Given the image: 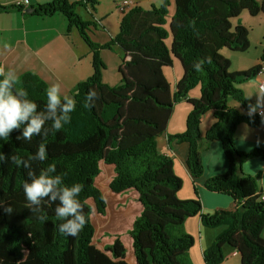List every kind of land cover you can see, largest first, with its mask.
I'll use <instances>...</instances> for the list:
<instances>
[{"label":"trees","instance_id":"16d2710c","mask_svg":"<svg viewBox=\"0 0 264 264\" xmlns=\"http://www.w3.org/2000/svg\"><path fill=\"white\" fill-rule=\"evenodd\" d=\"M174 2L171 18L169 0L150 9L135 4L121 20L118 35L106 44L94 42L89 31L95 24L77 12L80 6L94 11L100 0H53L29 8L41 17L62 14L70 28L78 29L92 51L93 73L70 92L76 100L70 123L47 137L34 136L31 142L16 139L22 128L15 130L7 140L0 139V152L27 160L45 143L48 158L31 162L32 170L38 174L55 164L52 175H62L64 184H83L79 199L88 222L78 235H62L55 203L44 201L39 213L27 208L22 183L28 170L11 161L0 165V200L13 208L10 215L0 209V264H193L189 253L195 238L185 224L195 216L206 227L226 226L204 252L206 264L223 263L226 246L239 252L241 264H264V194L258 176L243 170L246 159L264 156V151L245 153L235 144L239 125L257 128L263 122L257 113L248 115L255 102L239 86L262 72L264 46L260 63L245 71H232V62L224 55L225 50L250 49V29L239 17L244 11L264 14V0ZM15 7L24 9L0 6V12ZM116 45L124 57L121 82L112 87L102 80L106 65L100 53ZM207 58L210 62L203 64V70L195 71L193 63ZM175 59L183 76L172 91L164 69L173 67ZM15 87L25 89L38 110L44 109L49 86L37 74L24 73ZM197 87L200 96L194 98L191 92ZM89 89L99 94L90 109L83 106ZM181 101L192 106L186 130L168 135V142L189 144L191 174L201 177V125L206 114H213L216 121L205 140L222 143L229 167L209 178L205 187L230 196L233 201L226 208L203 213L197 190L193 199L180 198L183 180L175 172L173 158L158 148V138L167 133Z\"/></svg>","mask_w":264,"mask_h":264},{"label":"crops","instance_id":"0c3cea01","mask_svg":"<svg viewBox=\"0 0 264 264\" xmlns=\"http://www.w3.org/2000/svg\"><path fill=\"white\" fill-rule=\"evenodd\" d=\"M53 0H27L24 9L18 7L0 12V64L5 70H14L18 77L26 72H33L44 79L50 86L59 83L62 92L70 95V92L80 82L88 79L93 73L92 51L80 36L77 28L69 27L67 19L62 14H55L51 17H41L31 14L29 9L33 5L46 4ZM71 2L86 0H70ZM107 1V0H105ZM123 0L108 1V8L101 10L102 0L92 13L90 8L80 6L77 12L82 18L95 25L90 27L91 38H97V43L106 44L117 35L115 28L109 25L110 17L116 15V7ZM134 4H139L137 0H131ZM174 2V0H171ZM19 0H0V6H19ZM247 12V11H246ZM245 13V12H243ZM240 16L239 20L250 29L253 26H264V14L251 16L248 12ZM173 14H171L172 16ZM86 16V18H85ZM243 17V18H241ZM235 24L237 20L233 21ZM259 53L251 62V59L243 58L241 53L227 55L232 62L233 71H245L260 63L264 46V29L260 32ZM251 47L252 48V40ZM250 49L245 52L248 53ZM116 50V51H115ZM116 52V62L114 72L109 71V67L104 69L102 80L109 86H117L121 82L119 72L122 64L124 51L119 46L113 49H104L101 53ZM235 61H234V59ZM168 78L171 90L174 91L177 82L183 76V68L178 59L174 60L173 67L164 69ZM264 77V73L259 74L239 87L244 91L246 97L252 96L250 100L256 103L255 94L260 90L259 83ZM191 96H200V87L191 92ZM233 106L239 107L235 102ZM192 106L186 101L179 102L169 121L167 133L158 138V148L161 153L170 156L174 160L176 174L182 178L183 187L179 193L182 199L195 198V190L202 201L203 213H211L216 208L228 207L233 199L225 194L209 191L205 187L206 181L216 175L225 173L228 170L229 162L224 153L220 141L207 143L205 134L215 123V118L210 112L202 120V139L200 146L202 149V162L204 173L201 177L192 176L189 165V144L169 143L168 135L182 133L186 130V120L191 112ZM235 144L239 151L253 153L256 150L264 151V116L260 127L254 128L247 124H241L235 134ZM243 170L247 174L257 175L258 183L264 194V156H255L243 162ZM186 231L194 236L195 244L190 250V260L193 264H206L204 252L214 243L216 238L226 229V226L214 228L206 227L202 224L200 216L189 218L185 224ZM226 259L221 264H241V257L237 250L226 246L224 248Z\"/></svg>","mask_w":264,"mask_h":264},{"label":"clouds","instance_id":"9594fccd","mask_svg":"<svg viewBox=\"0 0 264 264\" xmlns=\"http://www.w3.org/2000/svg\"><path fill=\"white\" fill-rule=\"evenodd\" d=\"M27 3V0H25ZM210 62V58L198 60L193 63L195 71L203 70V64ZM0 139L7 140L10 134L22 128V134L17 136L18 140L31 142L34 136L47 137L49 132H59L65 124L71 122V115L76 108L75 98L62 92L59 83H53L46 89V104L43 110H38L39 105L28 98V92L15 87L19 77L14 70H5L0 67ZM255 105H249L248 115L255 114L258 110L264 116V88L256 94ZM252 96H249L250 100ZM99 99V94L94 89H89L85 96L83 106L92 108ZM51 122L50 127L46 124ZM23 126V127H22ZM48 158L47 146L41 142L37 151L29 157L23 159L18 155H5L0 152V165L9 161L18 167L27 169L28 179L23 181V193L27 201V208L32 213H39L44 201L56 204L55 215L62 221L59 231L62 235L74 237L78 235L88 222L84 211V205L79 196L84 186L81 183H73L71 186L64 184L62 175H52L56 173V165L49 164L37 172L32 170L33 161L44 162ZM58 201V203H56ZM0 209L6 214H12L13 208L0 200ZM44 220V216L38 217Z\"/></svg>","mask_w":264,"mask_h":264},{"label":"rangeland","instance_id":"374dc122","mask_svg":"<svg viewBox=\"0 0 264 264\" xmlns=\"http://www.w3.org/2000/svg\"><path fill=\"white\" fill-rule=\"evenodd\" d=\"M101 1V0H100ZM108 1L111 2V0H102L103 4L101 5V10H105L106 8H108ZM139 1L140 5L144 8V9H150L152 6H157V7H160L165 0H137ZM170 1V6H169V18H171V14H174L175 13V2H172L171 0ZM97 7V6H96ZM78 9V8H77ZM90 11L92 13H94L92 11V9L90 8ZM116 15L110 17V19H107V21H110L109 22V25H112L113 28H115V31L118 35L119 31H120V23H121V20L123 19L125 13L121 10H118L117 7H116ZM129 11V9L127 10V12ZM245 13L243 14H246L247 12L244 11ZM242 15V14H241ZM86 18V16H85ZM240 18V17H239ZM243 18V17H241ZM84 20V19H83ZM238 20V19H237ZM86 21V20H84ZM76 28V27H75ZM262 29H264V26L261 25L260 27L257 25V26H253L251 28V40H252V48L250 49V51L248 53H241L243 55H239V56H243V58H248V59H251L250 62L256 58L258 56V53H259V44H258V41L261 37L260 35V32L262 31ZM90 34V33H89ZM116 35V36H117ZM81 36V35H80ZM91 36V35H90ZM115 36V37H116ZM97 36L96 38H92L94 40V42L97 43ZM114 38V37H113ZM112 38V39H113ZM83 39V38H82ZM111 39V40H112ZM250 40V41H251ZM111 50V49H110ZM103 51V50H102ZM101 51V52H102ZM116 51V50H115ZM113 51V52H108V53H100V56L102 58V61L105 63L106 67L110 68L109 71L110 72H114V63L116 62V52ZM225 54L227 55H230V57L232 56L233 53H239V52H232V51H228V50H225L224 51ZM92 58H93V55H92ZM118 59V58H117ZM234 59V58H233ZM235 61V59H234ZM233 71V70H232ZM104 72V71H103ZM40 77V76H39ZM41 78V77H40ZM44 80V79H43ZM45 81V80H44ZM46 82V81H45ZM47 83V82H46ZM48 85V83H47ZM49 86V85H48ZM70 96V95H69Z\"/></svg>","mask_w":264,"mask_h":264},{"label":"built area","instance_id":"2783aa9c","mask_svg":"<svg viewBox=\"0 0 264 264\" xmlns=\"http://www.w3.org/2000/svg\"><path fill=\"white\" fill-rule=\"evenodd\" d=\"M24 3H25V0H19L18 2V5L19 6H22L24 7ZM135 4L131 1V0H123L120 4H118L117 6V9L118 10H121L123 11L124 13L127 12L128 9H130L131 7H133ZM261 73H264V64H263V69H262V72ZM260 73V74H261ZM259 88H264V77L260 80V83H259ZM261 110H258L256 113L258 115H260ZM262 116V115H260Z\"/></svg>","mask_w":264,"mask_h":264}]
</instances>
